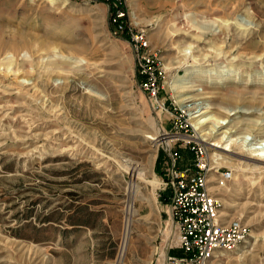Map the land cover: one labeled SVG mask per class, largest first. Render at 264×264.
<instances>
[{"label":"rangeland","instance_id":"rangeland-1","mask_svg":"<svg viewBox=\"0 0 264 264\" xmlns=\"http://www.w3.org/2000/svg\"><path fill=\"white\" fill-rule=\"evenodd\" d=\"M173 115L228 122L203 124L234 172L224 216L250 229L226 264L264 261V156L248 143L264 138V0H0V264L183 255L162 188Z\"/></svg>","mask_w":264,"mask_h":264},{"label":"built area","instance_id":"built-area-1","mask_svg":"<svg viewBox=\"0 0 264 264\" xmlns=\"http://www.w3.org/2000/svg\"><path fill=\"white\" fill-rule=\"evenodd\" d=\"M145 85L156 94L158 87L154 74ZM172 117L174 127L178 128L180 122L184 133L172 134L176 136L172 141L180 146H163L169 166L162 188L170 189L168 211L179 232L183 255H171L168 251V264H226L228 254L237 252L248 240L250 229L240 218L222 214L219 189L212 190L211 186L213 182L217 186L231 182L234 172L231 168L213 164L209 147L196 136L189 119ZM189 131L192 134H188ZM183 149L190 155L187 162H183ZM212 172L216 174L213 182L210 181ZM255 264H264V261Z\"/></svg>","mask_w":264,"mask_h":264},{"label":"bare ground","instance_id":"bare-ground-1","mask_svg":"<svg viewBox=\"0 0 264 264\" xmlns=\"http://www.w3.org/2000/svg\"><path fill=\"white\" fill-rule=\"evenodd\" d=\"M202 114L204 115V114H206V112L203 111V112H201V115ZM201 115H195L194 116V118H198V119H196V120L193 121V127L197 131L198 137H200L201 138L200 140L203 141V142L206 141V139H204V138H206L205 136H208V135L212 134V131H213L212 127H214V124H215V127H217L218 130H219L223 126L227 125V123H228L227 121H225L222 118H220L218 116H215V115H211V116H208V117H205V118H201V117L199 118V116H201ZM209 120L210 121L213 120L215 123L211 126V128L208 131L207 128L203 127V124L206 123ZM165 132L167 133L166 130H165ZM165 132H163L162 135H165L166 134ZM223 132H225V131H223ZM165 136H166V139H163L164 138L163 137L162 138V141L160 142V144H162L166 148H169V147H171V144L173 142L172 140L176 136L173 135L175 137H171L170 139H169L170 136L168 135V133ZM239 138H242L243 142H246L247 143V140H246L247 139V136L246 135H241V136H239ZM248 143H249L251 152L255 156H264V138H262V139L260 138L256 142H248ZM211 145H213L215 147L219 146V144H217V143H213ZM224 150H227V149L225 148ZM214 156H215V160L217 161L218 164H221L222 163L221 161H223L224 163H227V161H224L226 158H224L223 156H220V154L219 155L218 154H214ZM139 174L140 175H144V172L140 171ZM214 180H215V178L214 179L213 178L210 179V181H212V182ZM153 184L155 186H158L159 185V181L157 179H155L153 181ZM225 186H227V183H224L223 185H220V186H216V185L215 186H211V189L212 190L213 189H216V188L219 189V188H223ZM222 214L224 215V211H223ZM225 214H226V216H231V214H229V213H225ZM170 219H171V217H170ZM171 221H172V219H171ZM129 228H130V224L128 225V229L127 230H129ZM128 233H129V231H127L126 236H125V239H124V245H123L122 254H121L122 255V258L125 257V253L127 252V246H128V243H129V237H128L129 234ZM246 242H248V240ZM163 258H164L163 260L166 261L165 264H168V251L164 254Z\"/></svg>","mask_w":264,"mask_h":264}]
</instances>
